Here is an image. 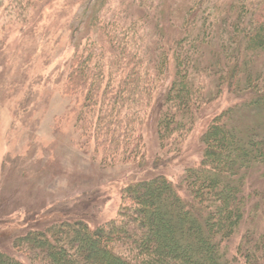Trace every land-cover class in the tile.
I'll list each match as a JSON object with an SVG mask.
<instances>
[{
  "label": "trees",
  "instance_id": "obj_1",
  "mask_svg": "<svg viewBox=\"0 0 264 264\" xmlns=\"http://www.w3.org/2000/svg\"><path fill=\"white\" fill-rule=\"evenodd\" d=\"M131 3L138 13L124 12L110 23L96 14L82 15L89 27L98 26L99 38L110 53L107 62L92 45L77 50L80 41L65 62L63 91L80 99L75 126L84 142L91 140L100 163L138 167L143 163L141 125L149 109L153 108V129L161 150L153 162L159 157L168 162L179 154L193 125L220 91L245 96L207 123L199 163L185 168L176 185L163 174L130 182L121 190V206L113 218L94 227L74 219L29 229L12 239L10 250H0V264L264 261L262 236L243 235L233 257L222 249L244 216L246 175L253 166L264 164V120L241 128L234 118L248 108L264 107L260 90L264 75L253 78L251 74L256 57L264 53V0H249L248 5L247 0L194 2L179 25L178 36L165 38L169 40L166 50L160 45L164 37L159 26L157 32L152 30L157 40L146 62L149 70L127 46V35L121 36L115 27L122 17L130 21L134 17L132 25L147 23L154 9L159 12V4ZM212 7L216 14L207 13ZM225 9L229 12L219 17ZM163 14L154 17L156 24ZM170 58L174 73L166 83L162 70ZM159 88L163 89L155 95Z\"/></svg>",
  "mask_w": 264,
  "mask_h": 264
},
{
  "label": "rangeland",
  "instance_id": "obj_2",
  "mask_svg": "<svg viewBox=\"0 0 264 264\" xmlns=\"http://www.w3.org/2000/svg\"><path fill=\"white\" fill-rule=\"evenodd\" d=\"M131 1L0 0V250H10L15 236L54 220L78 219L94 227L113 218L121 206V190L130 182L163 174L176 185L185 168L199 163L201 136L207 123L245 96L229 94L226 89L220 91L193 125L179 154L168 162L161 157L153 162L161 150L153 129V108L149 109L151 113L146 112L141 125L143 163L139 167L100 163L99 152H94L91 140L84 142L75 126L80 99L63 91L65 62L78 41L77 50L92 45V50L102 52L107 62L110 53L99 38L98 26L89 27L82 15L90 18L92 13L100 21H108L124 12L133 14L137 9ZM144 1L152 6L159 4V12L154 9L147 23L137 21L133 25L134 17L131 21L122 17L115 28L121 36L127 35V46L140 55L143 67L149 70L146 62L152 57L153 41L157 40L152 30L157 32L159 26L164 37L160 45L166 50L169 40L178 36L187 9L198 0ZM161 12L163 18L156 24L154 17ZM228 12L225 9L218 15L222 17ZM207 13L216 14L213 7ZM167 37L169 40H165ZM256 58L251 69L253 78L264 75V53ZM162 72L169 83L174 73L171 58ZM251 109L240 116L234 114L241 128L263 122L264 107ZM244 193L248 199L243 219L222 245L227 257L237 255L243 235L264 238V164L249 169Z\"/></svg>",
  "mask_w": 264,
  "mask_h": 264
}]
</instances>
